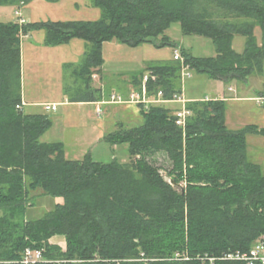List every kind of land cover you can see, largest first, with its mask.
Masks as SVG:
<instances>
[{
  "label": "trees",
  "instance_id": "obj_1",
  "mask_svg": "<svg viewBox=\"0 0 264 264\" xmlns=\"http://www.w3.org/2000/svg\"><path fill=\"white\" fill-rule=\"evenodd\" d=\"M26 1L0 0V6ZM91 2L101 11L95 21H0V264H20L26 249L41 250V264H209L206 257L212 264H246L225 256L248 252L264 235V127L230 130L222 99L188 101L184 129L167 104L136 105L140 126L119 124L103 137L111 146L128 145V163L94 162L89 155L67 160L62 143L40 142L52 120L22 111L20 45L38 29L47 47L89 43L74 74L84 102H97L100 90L90 84L104 64V43L175 46L165 31L178 23L183 35L209 39L214 47L211 58L179 47L190 72L217 82L246 81L264 73V0ZM236 36L244 39L240 53L232 48ZM180 67L173 59L148 64L130 90L146 76L149 95L180 96ZM248 136L263 139V165L248 159ZM161 153L171 166L168 180L147 160ZM37 190L56 202L30 220L28 196ZM54 236L64 238V250L49 243ZM176 253L183 259L173 260Z\"/></svg>",
  "mask_w": 264,
  "mask_h": 264
},
{
  "label": "rangeland",
  "instance_id": "obj_2",
  "mask_svg": "<svg viewBox=\"0 0 264 264\" xmlns=\"http://www.w3.org/2000/svg\"><path fill=\"white\" fill-rule=\"evenodd\" d=\"M27 24L50 23L64 21H95L101 17V11L91 0H28L12 6H0V21H16V13ZM44 31H31L21 38V96L24 114H43L52 120L51 128L40 138L43 143H62L65 159L82 160L89 155L92 161L99 163H128V145L111 146L103 137L117 130L119 124L125 129L142 124L136 105L120 106L105 104L98 117L95 105L76 106L61 104L67 102L78 93L83 86L75 69L82 63L84 54L90 44L80 39H73L69 44L60 47H47L43 44ZM170 43L157 47L154 43L130 47L116 41L103 44L104 64L97 72L93 86L99 88L101 99L106 101L109 93H126L132 89L133 76L142 71L148 64L165 65L173 59L174 51L179 47L189 50L197 58H211L215 55L214 47L209 39L197 36H185L181 33L178 23L172 24L165 31ZM156 39V44L160 42ZM244 39L236 36L232 48L240 53ZM93 75V79L94 76ZM180 97L189 100L211 99L221 92L222 84L205 76L190 72L189 78H182L180 70ZM92 81V80H91ZM229 82V81H228ZM235 93L242 91L248 98H256L264 94V73L251 76L246 81L231 80ZM226 89V84L223 86ZM227 94V93H226ZM240 95V94H239ZM55 105L56 110L46 111L44 106ZM175 109L179 104H167ZM227 127L240 129L249 124L264 127V108L255 100L244 103H226ZM263 139L259 136L247 137L248 159L263 165ZM149 163L158 167L161 174L168 180L170 164L164 154L148 157ZM180 190V187H177ZM56 200L42 195L40 190L28 196L26 218L34 220L42 217L52 209ZM60 247L58 244L56 245ZM61 248V247H60ZM65 248V247H64ZM62 249V248H61ZM63 250V249H62Z\"/></svg>",
  "mask_w": 264,
  "mask_h": 264
},
{
  "label": "built area",
  "instance_id": "obj_3",
  "mask_svg": "<svg viewBox=\"0 0 264 264\" xmlns=\"http://www.w3.org/2000/svg\"><path fill=\"white\" fill-rule=\"evenodd\" d=\"M17 18L16 22L19 25L25 24L26 22L21 19L20 13H16ZM173 60L179 61L181 63V76L182 78H189L190 77V69L187 64L184 63L180 53L178 51H174L173 53ZM147 77H143L140 87L136 90H130L126 93H109L106 101L100 100L95 102V113L99 117L102 113L101 106L105 104H117L120 106H127V105H140L144 108H147L150 105H163V104H170V103H177L180 105V108L175 111V124L182 129H184L186 125L187 119L190 117L191 112L186 109V101L181 98L180 96H174L171 100H165L162 98V92L158 91L155 96H151L147 92ZM255 102L258 105H261L264 108V97H256ZM17 109L20 107L17 106ZM46 111H54L56 110L55 105L48 104L44 106ZM183 254L176 253L174 255L173 260H181L183 259ZM208 263L212 264L213 259L207 258ZM225 259L230 260H237L243 261L246 264H264V235H262L253 245V247L245 253L237 252L235 254H229L225 256ZM46 262L43 259L42 251L41 250H34V249H26L22 255L21 260L19 261L20 264H41Z\"/></svg>",
  "mask_w": 264,
  "mask_h": 264
},
{
  "label": "crops",
  "instance_id": "obj_4",
  "mask_svg": "<svg viewBox=\"0 0 264 264\" xmlns=\"http://www.w3.org/2000/svg\"><path fill=\"white\" fill-rule=\"evenodd\" d=\"M95 77H96V75L94 76V79L92 78V81H91V84H90V89L91 90H94V91H98L99 88L93 86V83H94L93 80H95ZM218 83L219 84H222L223 83V85H221V87H219V88H222V90H221V92H219L217 94V96L214 97V99H222L224 101L225 105H226L227 102H231V101L232 102H236V103H244V102H247L248 100L249 101L255 100V97L254 98H248V97H246V95H244V93L242 91H240V92L238 91L237 92L238 96L237 95H233L235 93V90H234V87L231 84L232 83L231 81H229V82L228 81L227 82H218ZM225 84H226V87H227L226 89H224L225 87H223ZM84 90H85L84 87L79 88L78 89V93L76 94L75 97L70 98L69 100H67V102L61 103V104H66V103L69 104L70 103V104H73V105H76V106H82V105L83 106L84 105H87V106L93 105L94 106L95 105L94 104L95 102H84L83 95H82ZM231 93H233V94H231ZM94 96L97 97V93H95ZM185 101L187 103L189 100H185ZM22 102L25 103L23 101V99H22ZM52 104H54V103H52ZM127 106H129V105H127ZM124 107H126V106H124ZM179 108H180V105H179V107L175 108L174 111L178 110ZM226 120H227V116H226V112H225V122H226V126H227V121ZM249 125H255V124H249ZM259 127H261V126H259ZM230 130H232V129H230ZM49 243L50 244H53V245H57L58 244L64 250L65 240L61 236H54L53 238H51L49 240Z\"/></svg>",
  "mask_w": 264,
  "mask_h": 264
},
{
  "label": "water",
  "instance_id": "obj_5",
  "mask_svg": "<svg viewBox=\"0 0 264 264\" xmlns=\"http://www.w3.org/2000/svg\"><path fill=\"white\" fill-rule=\"evenodd\" d=\"M171 185H173V183H170ZM182 192V191H181ZM183 193V192H182Z\"/></svg>",
  "mask_w": 264,
  "mask_h": 264
}]
</instances>
